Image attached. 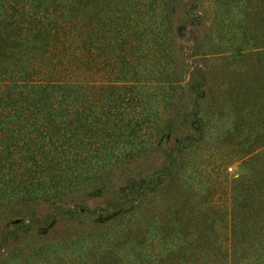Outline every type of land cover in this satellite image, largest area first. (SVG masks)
Listing matches in <instances>:
<instances>
[{
  "label": "trees",
  "instance_id": "1",
  "mask_svg": "<svg viewBox=\"0 0 264 264\" xmlns=\"http://www.w3.org/2000/svg\"><path fill=\"white\" fill-rule=\"evenodd\" d=\"M177 2L0 0V207L55 203L0 264H264V0H212L187 80Z\"/></svg>",
  "mask_w": 264,
  "mask_h": 264
},
{
  "label": "rangeland",
  "instance_id": "2",
  "mask_svg": "<svg viewBox=\"0 0 264 264\" xmlns=\"http://www.w3.org/2000/svg\"><path fill=\"white\" fill-rule=\"evenodd\" d=\"M215 16L212 0H178L177 2L176 17L173 20L174 27L178 29V33H176L175 37L176 46H174V50L176 49V51L174 56L178 62L179 68L187 71L185 80L188 79L189 69L192 64L196 65L205 62L203 58L204 51L209 47L208 41L214 38V34H210L209 30L213 20H215ZM206 98L207 101L204 104V108L209 105L208 97ZM216 143L217 142H213L214 146L217 148L218 146H216ZM210 151L211 150H206L207 153ZM204 159H206V163L204 164L210 166L211 170L210 175H206V179L204 178L205 181H203H212L214 183V187L210 188L211 190L217 191L216 185L226 182V180H223V177H232L238 169V163L234 155L229 159L226 157V162H228L226 163V171H221V167L218 166L217 152L214 151L213 153L205 155ZM217 169L220 172L219 174L217 173ZM54 204L55 203L43 204L39 208L36 207L33 213L29 207L21 208L14 204L7 205L5 208L0 207V239L6 228L13 227L12 225L15 224L14 220L23 219L24 222L21 223L23 226L30 222L32 217H40L50 213ZM62 228L60 230H62ZM54 229L57 230L56 228ZM51 233L52 230L47 234L45 228L35 224L30 236L34 239L37 237L34 234L46 237V235H50ZM27 237L26 241H31ZM12 241L16 240L13 239Z\"/></svg>",
  "mask_w": 264,
  "mask_h": 264
}]
</instances>
